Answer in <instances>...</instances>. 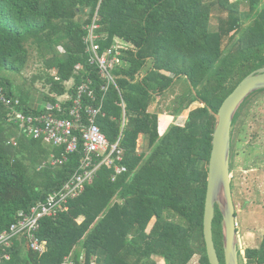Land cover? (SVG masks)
<instances>
[{
    "label": "trees",
    "instance_id": "obj_1",
    "mask_svg": "<svg viewBox=\"0 0 264 264\" xmlns=\"http://www.w3.org/2000/svg\"><path fill=\"white\" fill-rule=\"evenodd\" d=\"M97 8L100 51L116 42L125 46L113 70L117 88L109 86L103 115L96 120L110 143L120 136L124 169L112 180L114 170L100 167L65 210L39 221L44 253L30 250L25 240L15 241L9 259L0 264H60L72 253L76 264L81 254L96 264H157L154 256L165 264H188L195 256L199 264H209L203 212L212 112L246 75L264 66V0H0V86L5 94L33 112L74 95L88 77L101 94L82 40ZM214 12L217 24L211 29ZM33 53L47 70L41 77L48 89L36 101H44L43 108L24 90H14L7 76L20 74ZM168 91L172 98L165 109L174 118L160 132L167 116L149 107ZM263 91L250 94L235 112L230 170L244 119ZM193 103L198 105L189 109ZM187 109L183 124L176 123ZM8 113L0 102V228L58 190L82 155L79 146L62 165H49L48 157L62 156V148L20 135L7 121ZM222 237L215 205L212 238L220 264ZM238 256L239 264H264V230L258 245L239 249Z\"/></svg>",
    "mask_w": 264,
    "mask_h": 264
},
{
    "label": "built area",
    "instance_id": "obj_2",
    "mask_svg": "<svg viewBox=\"0 0 264 264\" xmlns=\"http://www.w3.org/2000/svg\"><path fill=\"white\" fill-rule=\"evenodd\" d=\"M97 21L98 8L91 22L84 27L86 32L82 40L87 63L95 68L100 78L98 91L101 94L95 92L93 82L88 77L76 86L74 95L65 94L54 104H47L44 111L33 112L26 111L17 97L7 96L0 86V102L9 109L7 121L16 125L19 134L62 148V156L55 157L51 154L48 157L46 162L49 165H62L67 155L77 151L79 146L82 153L78 168L58 190L50 192L43 201L32 205L28 211H18L13 223L0 228V263L9 259V250L15 241L25 240L30 250L38 254L44 253L46 241L37 236L39 221L44 217L54 219L65 210L67 202L84 191L86 184L93 180L100 167L106 166L114 170L112 180L124 169L121 165L123 148L120 146V136L110 143L96 120L99 115H103V100L109 86L112 84L117 88L113 70L121 62L119 48L125 46L116 42L111 48L100 51ZM79 68L80 64H77L76 69ZM66 101L71 102L69 107L64 105ZM120 105L124 111L123 100ZM79 261V264H96L93 259L85 262L83 254ZM60 264L76 263L65 258Z\"/></svg>",
    "mask_w": 264,
    "mask_h": 264
},
{
    "label": "rangeland",
    "instance_id": "obj_3",
    "mask_svg": "<svg viewBox=\"0 0 264 264\" xmlns=\"http://www.w3.org/2000/svg\"><path fill=\"white\" fill-rule=\"evenodd\" d=\"M241 10L246 11L247 6L242 5ZM216 16V12L211 14L209 23L211 29L217 24ZM46 71L41 58L33 53L20 74L7 73V76L14 90H24L30 95L32 101L36 102L41 97L40 93L48 89L44 77H41ZM174 89L178 94L181 92L178 85H175ZM171 92L168 91L165 96H157L149 107V111H159L160 116H167L160 132H163L171 123L170 120L174 118L169 117L165 109L172 98ZM197 105L198 103H193L189 109ZM35 106L43 108L45 102H36ZM189 109L182 112L174 121L183 124ZM160 121H162L161 117ZM142 143L140 137L137 140L138 150H141ZM232 159L231 190L236 213L238 246L241 250L244 247L257 246L264 230V97L248 111L240 129ZM153 258L157 264H165L162 257L154 256ZM188 264H199L198 257H193Z\"/></svg>",
    "mask_w": 264,
    "mask_h": 264
},
{
    "label": "water",
    "instance_id": "obj_4",
    "mask_svg": "<svg viewBox=\"0 0 264 264\" xmlns=\"http://www.w3.org/2000/svg\"><path fill=\"white\" fill-rule=\"evenodd\" d=\"M260 89H264V66L246 75L225 97L217 112H212L215 122L207 165L203 212V236L209 264H220L212 238L215 205L222 216L224 264H239L235 207L231 190V128L239 105L246 97Z\"/></svg>",
    "mask_w": 264,
    "mask_h": 264
},
{
    "label": "crops",
    "instance_id": "obj_5",
    "mask_svg": "<svg viewBox=\"0 0 264 264\" xmlns=\"http://www.w3.org/2000/svg\"><path fill=\"white\" fill-rule=\"evenodd\" d=\"M72 257H73V253L71 254V255H69L68 257H66L68 260H70V261H73L72 260Z\"/></svg>",
    "mask_w": 264,
    "mask_h": 264
}]
</instances>
